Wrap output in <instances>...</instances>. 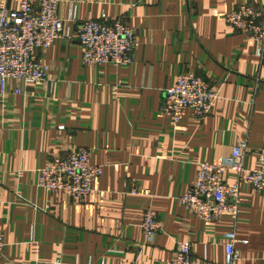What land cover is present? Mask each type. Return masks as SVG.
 Instances as JSON below:
<instances>
[{
	"label": "crops",
	"instance_id": "crops-1",
	"mask_svg": "<svg viewBox=\"0 0 264 264\" xmlns=\"http://www.w3.org/2000/svg\"><path fill=\"white\" fill-rule=\"evenodd\" d=\"M72 4V38L40 52L50 85L0 86V264H169L180 241H189L203 264H224L227 232L235 233L238 264H264V189L240 182L236 224L228 215L201 220L180 202L200 163L218 164L245 141L252 152L244 164L253 168L254 152L264 147L257 42L225 22L236 6L261 8L264 0H60L57 15L65 19ZM102 16L136 28L130 65L82 64L79 23ZM190 70L217 98L208 115L187 111L172 125L159 107L165 90ZM79 146L103 168L83 202L37 186L50 156ZM224 180L232 184L236 174ZM132 188L151 195L130 194ZM148 206L161 223L150 242L140 228Z\"/></svg>",
	"mask_w": 264,
	"mask_h": 264
},
{
	"label": "built area",
	"instance_id": "built-area-1",
	"mask_svg": "<svg viewBox=\"0 0 264 264\" xmlns=\"http://www.w3.org/2000/svg\"><path fill=\"white\" fill-rule=\"evenodd\" d=\"M60 0H0V86L6 80L50 85L48 67L40 52L60 39L70 40L71 25L77 23L76 5L72 4L65 19L57 15ZM13 3L14 7L9 4ZM227 26L236 33L257 42L256 55L264 67V6L240 4L225 16ZM76 39L81 46L84 66L111 64L127 66L133 61L138 45L137 30L117 17L86 18L77 28ZM18 91V89H17ZM217 98L216 90L200 74L185 71L165 90L159 107L161 115L170 124H177L190 111L196 118L210 113ZM252 150L245 141L233 146L229 157L218 164L202 162L188 190L180 197L181 204L195 217L204 221H219L228 215L236 224L240 206V182L256 191L264 189V147L254 152L256 166L244 164L246 154ZM232 171L237 180L228 184L224 175ZM103 168L90 161L88 148L79 146L65 155H52L38 169L37 186L51 193H64L75 202H83L91 193L93 182L101 176ZM133 195L150 196L144 188H132ZM141 231L151 241L161 230L157 211L148 206L142 212ZM224 264H238L239 253L234 232L224 234ZM0 234V257L4 248ZM57 264H63L59 260ZM72 264H79L76 260ZM86 264H92L89 260ZM102 264V263H101ZM169 264H203L192 254L191 243H176Z\"/></svg>",
	"mask_w": 264,
	"mask_h": 264
}]
</instances>
